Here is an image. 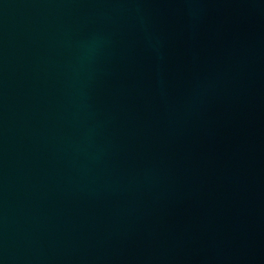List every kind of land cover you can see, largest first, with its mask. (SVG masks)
Returning <instances> with one entry per match:
<instances>
[{
  "label": "water",
  "instance_id": "95a60500",
  "mask_svg": "<svg viewBox=\"0 0 264 264\" xmlns=\"http://www.w3.org/2000/svg\"><path fill=\"white\" fill-rule=\"evenodd\" d=\"M0 264H264V0H0Z\"/></svg>",
  "mask_w": 264,
  "mask_h": 264
}]
</instances>
